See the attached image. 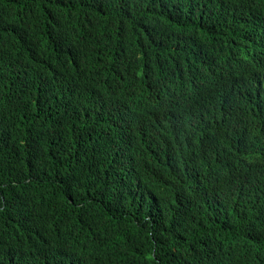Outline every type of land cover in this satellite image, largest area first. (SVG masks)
<instances>
[{
    "label": "trees",
    "instance_id": "16d2710c",
    "mask_svg": "<svg viewBox=\"0 0 264 264\" xmlns=\"http://www.w3.org/2000/svg\"><path fill=\"white\" fill-rule=\"evenodd\" d=\"M262 24L264 0H0V202L23 212L0 264H264V190L225 182L264 154V82L210 124L150 106L144 78L113 85L151 47L187 79L171 50L210 64L215 26Z\"/></svg>",
    "mask_w": 264,
    "mask_h": 264
},
{
    "label": "clouds",
    "instance_id": "9594fccd",
    "mask_svg": "<svg viewBox=\"0 0 264 264\" xmlns=\"http://www.w3.org/2000/svg\"><path fill=\"white\" fill-rule=\"evenodd\" d=\"M111 28L113 31L118 26L112 25ZM207 38L212 42L213 50L218 55L210 64L200 57L199 50L195 46L170 51V56L181 55L185 58L189 74L187 79L178 72L174 74L173 69L165 63L169 57V50L151 47L145 60L140 51L136 61L128 68L123 70L118 68V77L113 85L134 84L144 78V94L150 106L171 107L175 121L182 119L189 109L209 110L203 121L210 124L221 107L229 104L233 98L236 99L238 91L235 89L240 82H264V24L248 37H241L238 32L231 33L226 29H220V26H215L214 31ZM164 66L165 87L159 81V72ZM211 70H219V74L222 75L221 80L204 91L201 80L205 72ZM191 73H193L192 77ZM187 82L190 86L186 94ZM215 100L216 108H213ZM225 182L240 198L249 188L257 192L263 191L264 154L254 160L252 167L243 168L236 172L235 176L232 173ZM17 206L19 205L13 207ZM22 213L8 206L3 200L0 202L1 241L9 243L19 237L23 228L16 219ZM173 264H190L182 249L174 258Z\"/></svg>",
    "mask_w": 264,
    "mask_h": 264
},
{
    "label": "bare ground",
    "instance_id": "6f19581e",
    "mask_svg": "<svg viewBox=\"0 0 264 264\" xmlns=\"http://www.w3.org/2000/svg\"><path fill=\"white\" fill-rule=\"evenodd\" d=\"M249 33V32H248ZM257 61H258V59H257ZM237 66H240V65H237ZM257 113V112H256ZM264 128V127H263Z\"/></svg>",
    "mask_w": 264,
    "mask_h": 264
}]
</instances>
